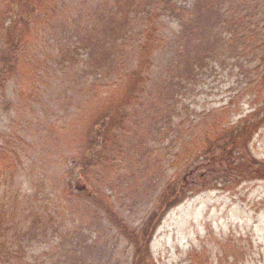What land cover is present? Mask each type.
<instances>
[{
	"label": "rangeland",
	"instance_id": "obj_1",
	"mask_svg": "<svg viewBox=\"0 0 264 264\" xmlns=\"http://www.w3.org/2000/svg\"><path fill=\"white\" fill-rule=\"evenodd\" d=\"M144 3L145 0H46L45 6H55L56 13L44 15L36 22L31 17L30 29L25 27L23 32L24 39H30L31 47L29 49L27 45L21 46L17 72L4 89V96L0 97V148L11 150L14 135L20 138L16 143L17 160L12 157H6V160L0 158V182L7 181V177L11 176L10 181L6 182L8 194H15L16 191L27 194L32 192L30 205L34 201V191H46L50 189L48 186H53L55 182L59 187L55 189L57 192L65 187V195H74L77 193L75 190H78L82 193H78L80 197L85 198L84 194L88 188L82 179L79 156L74 148L78 139H83L81 135L86 134L92 112L98 110L101 104L94 102L85 106L80 114H76L77 121L73 118L66 119L67 126L61 128L63 124L59 120L72 113L73 108L67 110L69 105L59 88L68 85L73 92L68 93L67 97L83 98L81 89L87 87V81L100 84L106 80L92 76V71H98L99 66L103 69L102 51H96L95 48L93 53H87L77 44L74 33L76 31V37L80 38L85 27L87 32L92 31L101 36L102 43L109 47L108 40L106 42L103 38L105 33L108 30L116 31L121 20L126 24L128 17L136 16V12ZM192 3L193 0L178 1L180 8H175L181 19L178 24L185 23L187 26L192 22H187L188 13L182 10L190 8ZM17 10L8 12L10 17L1 18V22L14 21L16 16L13 12L16 13ZM196 15L199 16L200 13L197 12ZM151 16L153 18L150 17L147 22H152L153 26H156L159 20L163 23L164 45H175L177 37L181 35L173 23L175 17L155 18L154 13ZM14 25L16 30L23 31L20 22H15ZM143 28L136 27L131 32L134 34L136 30L139 29V32ZM187 29L190 32L191 29L197 30L198 26H189ZM73 39L78 46L75 55L70 54L69 43ZM142 39L143 36L133 35L123 45L122 55L126 56L124 61L129 66L137 63L139 53L136 47ZM181 47L186 53L187 49L183 44ZM105 50L107 51L106 48ZM84 51L88 55H94L89 62L86 61ZM155 51L152 47V52ZM110 58L113 59V56ZM166 58V54L156 51L153 56L148 57L152 66L150 68L159 73L167 63L164 62ZM63 63L67 65L58 67ZM247 63L248 60L245 61V66L249 69ZM86 65L89 67L86 68ZM253 65H257L256 59ZM246 68L244 70H247ZM231 73L237 76H229L228 79L217 75L215 81L207 80L194 104L190 105L189 115L183 112L182 116L187 119L188 124L202 122L195 118L201 116L204 110L222 108L228 102L230 93L237 94L242 90H245L246 95L237 104L224 109L219 115H210L207 120L218 118L220 115L228 117L231 114L229 121L234 123L251 112L252 104L246 88L256 77L249 71L243 73L238 68L237 72ZM187 117L194 120H188ZM55 120L59 122L62 135L53 137L49 130L54 126ZM135 123L139 124L138 118H135ZM210 130L218 132V128ZM220 133H224V130ZM201 138L200 135L189 142L186 137L180 142L189 146L191 158L194 157V150H200L203 144ZM133 139L118 147V151L126 152L123 158L115 155L119 160L128 163L126 177L100 187L99 193L110 195L114 207L116 206L124 220L131 226H137L156 199L159 186L167 183V176L174 172L173 161H180L184 156L174 158L166 155L170 160L163 157L162 161L163 168L167 171L162 178L152 176L151 168L159 161L157 150L153 151V148L147 146L141 147L142 140ZM49 142L50 149L58 147V154L54 155L52 151L50 155ZM161 142L166 146L163 152L175 153L167 136ZM34 143H38L36 148ZM150 144H155L159 150L158 143L151 141ZM221 146V142L219 145L214 143L211 145L212 152L200 157L201 149L198 157L190 163V172L185 177V184L191 190L190 195L164 216L150 243L155 264H264V180L255 178L256 175L247 176L244 173L247 168L258 171L259 164L256 161H264V125L253 134L247 144L241 141L229 151V155L223 148L224 155H228L226 160L217 161L215 156L211 162V156H219ZM123 167L125 168V165ZM141 167L150 174L145 180L138 174L142 171ZM15 171L19 173L16 180L12 177ZM59 175L63 177L58 179ZM176 177L180 178L179 175ZM204 186L205 191L192 194V190ZM96 198L101 200V196ZM3 199L6 200V196L0 190V200ZM53 211L47 200L43 203L40 201L38 212H41L42 225L49 224L53 215L48 212ZM98 219L85 223V227L75 236L79 245L74 242L71 245L66 244L63 230L42 237L45 239L43 242H34L31 248L25 249V264H128L130 249L118 241L120 245L112 252L117 239L107 229L106 224L97 223ZM67 221L69 222L68 219ZM73 245L77 247L73 249ZM73 250L76 252H72ZM106 255L110 256L109 259ZM67 256L73 258L66 262Z\"/></svg>",
	"mask_w": 264,
	"mask_h": 264
},
{
	"label": "trees",
	"instance_id": "obj_2",
	"mask_svg": "<svg viewBox=\"0 0 264 264\" xmlns=\"http://www.w3.org/2000/svg\"><path fill=\"white\" fill-rule=\"evenodd\" d=\"M178 1L145 0L136 16L130 15L126 24L121 20V26H117L116 31L108 30L105 33L103 38L106 42L108 40L109 47L102 43L101 36L92 31L87 32L85 27L80 38L76 37L75 31L74 39L78 43L74 39L69 43L70 54L75 55L78 50L75 43L87 53L90 51L93 53L95 48L96 51L101 50L103 69L98 65L99 70L92 71V76L106 80L100 84L87 81V87L80 88L84 94L83 98L67 97L68 93L73 92L68 85L59 88L69 105L67 110L73 108L72 113L59 120L63 124L61 128L67 126L66 119L73 118L77 121L76 114H80L85 106L94 102L101 104L98 110L92 112L86 127L87 132L81 135L83 139L79 138L74 148L79 156L81 176L88 190L86 189L84 194L85 198L80 197L82 193L78 190H75L77 193L74 195H65V187L62 186L63 189L57 192L55 189L59 187L54 182L46 191H34V201L29 205L32 192L27 194L16 191L15 194H8L6 182L10 181L11 176L7 177V181L2 180L0 190L5 194L6 200H0V262L25 264V249L31 248L34 242L37 244L43 242L45 239L42 237L60 230H63L66 244L71 245L74 242L79 245L80 243L75 241V236L85 227V223L99 218L97 223L106 224L107 229L117 239L112 252H115L120 241L124 247L130 249L128 264H155L150 251L153 235L164 216L189 197L191 190L185 184V177L190 172V163L198 157V152L202 149L201 157L212 152L211 145L214 143L219 145L221 142L219 156H211L210 161L212 162L215 156L217 161L226 160L231 149L241 141L247 144L253 134L264 125V0H193L190 8L186 10L181 8L188 13L187 22L192 20L187 26L185 23L178 24L181 21L175 10L179 7ZM45 2L46 0H0V97L4 96V89L17 72L21 46L27 45L29 49L31 47L30 39L23 37L25 27L27 30L30 29L31 17L36 22L44 15L56 13L57 8L55 6L47 8ZM14 9H18L16 13L13 12L16 19L11 23L1 22V18L8 19L10 17L8 12ZM197 12L200 13L199 16L196 15ZM152 13L155 18L175 17L173 23L181 33L175 45H164V26L161 20L157 21L156 26H153L152 22H147L150 17L153 18ZM15 22L23 25V31L15 29ZM189 26H198V29H191L189 32L187 29ZM136 27L144 28L139 32V29L136 30L133 34L131 30ZM133 35L143 36V39L136 47L139 53L136 65L129 66L124 61L126 56L122 55V51L124 43ZM181 44L187 49L186 53L183 52ZM152 47L167 57L164 61L167 62L166 67L164 65L159 73L150 68L152 66L148 61V57L156 52H152ZM84 53L87 62L92 60L94 55H88L85 51ZM110 56H113V59ZM255 59L257 65L254 66ZM246 60L249 69L245 66ZM66 65L63 63L58 67ZM237 68L243 73L249 71L256 77L246 88L252 104L251 112L234 123L229 121L231 114L228 117L220 115L218 118L207 120L210 115H219L224 109L237 104L246 95L245 90H242L237 94L230 93L228 102L222 108L204 110L201 116L195 118L202 122L188 124L187 119L182 116L183 112L188 114L190 105L194 104L196 96L202 91L207 80L215 81L217 75L228 79L229 76H237L231 73L237 72ZM135 118L139 119V124L135 123ZM187 118L194 120L191 117ZM59 122L55 120V128L53 126L49 130L53 137L62 135ZM210 128H218V132H212ZM222 130L224 133H220ZM200 135L203 144L200 150L193 151L194 157L191 158L189 146L180 142L186 137L191 142ZM166 136L175 149L174 154L163 152L166 146L161 141ZM132 138L142 140L141 147L147 146L153 148V151L157 150L159 161L151 168L152 176L162 178L167 171L163 168V157H167L169 161L168 156L174 158L184 156L180 161H173L174 172L167 176V183L159 186L156 199L137 226H131L124 220L116 206L114 207L110 195L99 193L100 187L126 177L128 163L117 158H123L126 152L118 151V147L130 142ZM14 139L11 142V150L0 148L1 159L12 157L17 160L16 143L20 138L14 135ZM151 141L158 143L160 151L155 144H150ZM33 145L36 148L38 143ZM50 146L51 142L50 155L52 151L54 155L58 154V147L50 149ZM223 148L228 155H224ZM256 162L259 164L258 171L247 168V172L244 173L247 176L256 175L255 178L264 180V161ZM138 174L144 180L146 176H150L143 168ZM177 175L180 178H177ZM12 177L16 180L19 177L18 171H15ZM61 177L63 176L59 175L58 179ZM205 187L192 190V194L205 191ZM97 196H101V200L96 198ZM46 200L54 209L53 212H48L53 217L47 226L41 224V212H38L40 201L43 203ZM76 247L72 246L73 249ZM106 256L109 259L110 256ZM66 258L67 262L73 257Z\"/></svg>",
	"mask_w": 264,
	"mask_h": 264
}]
</instances>
